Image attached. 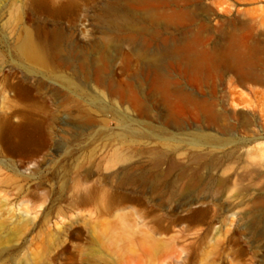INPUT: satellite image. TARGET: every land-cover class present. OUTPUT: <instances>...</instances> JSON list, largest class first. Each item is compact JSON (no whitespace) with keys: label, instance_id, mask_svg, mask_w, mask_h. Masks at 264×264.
I'll use <instances>...</instances> for the list:
<instances>
[{"label":"rangeland","instance_id":"374dc122","mask_svg":"<svg viewBox=\"0 0 264 264\" xmlns=\"http://www.w3.org/2000/svg\"><path fill=\"white\" fill-rule=\"evenodd\" d=\"M0 264H264V0H0Z\"/></svg>","mask_w":264,"mask_h":264},{"label":"bare ground","instance_id":"6f19581e","mask_svg":"<svg viewBox=\"0 0 264 264\" xmlns=\"http://www.w3.org/2000/svg\"><path fill=\"white\" fill-rule=\"evenodd\" d=\"M219 7H223L225 9H228L229 7L227 6L226 2L224 1H217L216 3ZM226 5V6H225ZM114 7V9L118 10L119 11V14H117V18L115 19H112L111 22H109L110 24H113L115 25V27H118V26H122L123 24H125L130 16H129V13L124 11L123 9H119V8H116L117 5H111L110 8ZM228 7V8H227ZM180 13L181 14H186L187 12L184 11V10H180ZM20 52L26 56V57H29L31 59H34V60H37V61H43L44 58H45V53L44 51L41 49V47H39L38 45H36L32 39L30 37H27L24 42L20 45ZM149 61H152V63L154 62V59L153 58H149ZM200 141H202L203 139L206 138V136L204 135H200Z\"/></svg>","mask_w":264,"mask_h":264}]
</instances>
